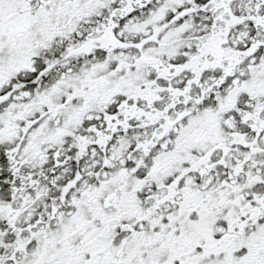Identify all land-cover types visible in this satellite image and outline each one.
I'll list each match as a JSON object with an SVG mask.
<instances>
[{
  "label": "snow or ice",
  "instance_id": "6c2138e0",
  "mask_svg": "<svg viewBox=\"0 0 264 264\" xmlns=\"http://www.w3.org/2000/svg\"><path fill=\"white\" fill-rule=\"evenodd\" d=\"M0 264H264V0H0Z\"/></svg>",
  "mask_w": 264,
  "mask_h": 264
}]
</instances>
